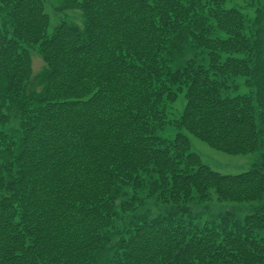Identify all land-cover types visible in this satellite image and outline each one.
Returning a JSON list of instances; mask_svg holds the SVG:
<instances>
[{
  "label": "trees",
  "instance_id": "16d2710c",
  "mask_svg": "<svg viewBox=\"0 0 264 264\" xmlns=\"http://www.w3.org/2000/svg\"><path fill=\"white\" fill-rule=\"evenodd\" d=\"M237 1L0 0V264H264V9Z\"/></svg>",
  "mask_w": 264,
  "mask_h": 264
},
{
  "label": "rangeland",
  "instance_id": "374dc122",
  "mask_svg": "<svg viewBox=\"0 0 264 264\" xmlns=\"http://www.w3.org/2000/svg\"><path fill=\"white\" fill-rule=\"evenodd\" d=\"M238 3H243L244 0H238ZM264 9V0H260L258 3ZM231 5V4H229ZM54 7V6H53ZM53 7L50 8L52 14H56L53 10ZM264 34V31H263ZM44 66L43 60L38 54L33 52L32 54V67L34 73L38 72ZM174 126L166 127L161 133L162 136L172 138L176 132ZM191 148L196 152L202 159L203 162L208 164L214 170H217L221 173L233 174L246 171L251 167L252 161L255 159L256 153L248 154H229L223 151L217 150L209 146L204 141L199 138L190 135ZM220 203V204H219ZM218 204L211 201L206 203L205 207L194 208V211H208L209 213L215 212L217 210L229 209L239 215H242L246 208V203L242 202H232V201H220Z\"/></svg>",
  "mask_w": 264,
  "mask_h": 264
}]
</instances>
